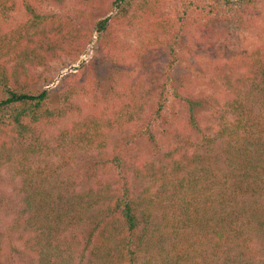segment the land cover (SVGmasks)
<instances>
[{
    "label": "trees",
    "instance_id": "trees-1",
    "mask_svg": "<svg viewBox=\"0 0 264 264\" xmlns=\"http://www.w3.org/2000/svg\"><path fill=\"white\" fill-rule=\"evenodd\" d=\"M162 1L0 0V167L13 169L19 179L15 189L23 194L6 225L20 243L17 259L28 257L29 264H264V63H254L259 50L251 52L253 65H261L259 76H247L248 90L225 102L224 114L207 125L211 135L196 125L198 102L185 100L186 124L178 130L198 138L185 140L191 151L166 150V166L117 153L88 170L87 178L93 179L96 172L109 171L110 181L75 191L49 163L67 153L88 152L96 143L100 147V128L84 119L66 122L76 98L87 93L82 86H66L52 96L34 88L39 77L29 67H45L62 54L79 55L92 32L115 69L146 65L161 50L165 65L155 93V120L163 112L165 90H174L175 50L182 48L187 6L205 4V20L230 22L260 38L249 12L258 2L264 8V0H178L172 19L162 13ZM18 12L24 20L16 21ZM119 26L134 34L135 46L119 42ZM42 124L61 125L53 142L34 133ZM137 178L147 187L131 195Z\"/></svg>",
    "mask_w": 264,
    "mask_h": 264
},
{
    "label": "rangeland",
    "instance_id": "rangeland-1",
    "mask_svg": "<svg viewBox=\"0 0 264 264\" xmlns=\"http://www.w3.org/2000/svg\"><path fill=\"white\" fill-rule=\"evenodd\" d=\"M176 4L178 0L162 1L161 11L166 18H173ZM206 7L205 4L195 8L189 5L185 9L180 35L182 48L175 50L177 66L171 76L174 90L171 87L165 90L162 98L166 101L159 119L154 120L152 113L154 103L158 101L155 93L159 90L158 82L165 65V53L161 50L150 55L152 62L148 61L146 65L115 69L109 66L106 53L97 42L98 36L92 32L79 55L62 54L59 59L48 61L45 67L28 68L30 74L39 77L34 88L52 96L66 86H82L87 93L76 98L66 122L84 119L100 128L96 137L100 147L96 143L88 152L67 153L49 162L58 168L59 180L72 183L75 191L95 189L103 180L110 181L112 175L102 169L96 172L94 179L87 178L89 168L117 153L126 160L145 161L160 167L166 166L163 154L169 148L179 146L191 151L189 148L192 147L187 146L185 140L189 137L197 141L198 137L193 132L178 130L186 124L185 100L198 102L195 111L193 107L196 125L204 134L211 135L207 125L216 124L219 114H224L222 106L225 102L232 100L235 92L243 95L248 90L247 76H259L261 65H253L251 58L256 54L251 52L259 50L260 56L254 57V63H264V8L258 2L249 12L260 35L257 38L252 33L240 32L230 22L215 18L205 20L202 12ZM112 14L109 13L108 18ZM14 18L24 20V14L18 12ZM117 39L131 47L136 45L134 34L123 26L118 28ZM123 106L126 112L119 113ZM60 126L42 124L35 127L34 133L53 142ZM18 182L9 165L0 167V262L3 264H29L28 257L17 259L15 252L20 249V243L6 230L21 203L22 191L15 189ZM145 187L143 178L135 179L130 188L131 195ZM113 190L110 187V191Z\"/></svg>",
    "mask_w": 264,
    "mask_h": 264
}]
</instances>
